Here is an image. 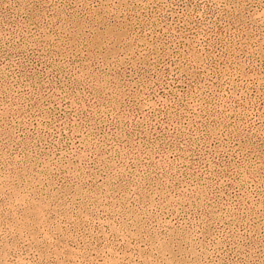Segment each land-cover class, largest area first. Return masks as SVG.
Here are the masks:
<instances>
[{"label":"rangeland","instance_id":"rangeland-1","mask_svg":"<svg viewBox=\"0 0 264 264\" xmlns=\"http://www.w3.org/2000/svg\"><path fill=\"white\" fill-rule=\"evenodd\" d=\"M0 264H264V0H0Z\"/></svg>","mask_w":264,"mask_h":264}]
</instances>
